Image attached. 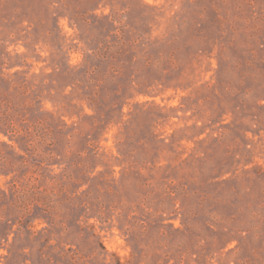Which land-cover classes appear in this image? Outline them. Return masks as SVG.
Returning <instances> with one entry per match:
<instances>
[{
	"label": "rangeland",
	"instance_id": "1",
	"mask_svg": "<svg viewBox=\"0 0 264 264\" xmlns=\"http://www.w3.org/2000/svg\"><path fill=\"white\" fill-rule=\"evenodd\" d=\"M0 264H264V0H0Z\"/></svg>",
	"mask_w": 264,
	"mask_h": 264
}]
</instances>
